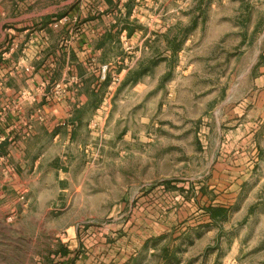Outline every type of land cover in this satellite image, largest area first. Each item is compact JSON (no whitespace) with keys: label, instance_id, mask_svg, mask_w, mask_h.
Returning <instances> with one entry per match:
<instances>
[{"label":"rangeland","instance_id":"rangeland-1","mask_svg":"<svg viewBox=\"0 0 264 264\" xmlns=\"http://www.w3.org/2000/svg\"><path fill=\"white\" fill-rule=\"evenodd\" d=\"M160 2L167 13L139 20L150 73L125 83L111 65L96 98L84 90L73 139L40 138L2 166L0 264H70L96 249L264 264V77L251 68L264 1Z\"/></svg>","mask_w":264,"mask_h":264},{"label":"crops","instance_id":"crops-1","mask_svg":"<svg viewBox=\"0 0 264 264\" xmlns=\"http://www.w3.org/2000/svg\"><path fill=\"white\" fill-rule=\"evenodd\" d=\"M255 1L262 4L264 0ZM168 6L160 0H1L0 173L8 160L30 153L31 143L40 138L53 145L73 139L80 116L88 108L83 92L91 96L99 92L96 70L109 64L117 66L119 76H127L146 54L152 60L150 40H146L150 30L141 25L140 15L145 21L153 8L167 13ZM171 12L178 15L183 9L175 7ZM263 63L264 30L251 66L260 78L264 77ZM89 77L95 79L93 86L87 84ZM56 85L65 92L60 101L49 102ZM36 147L38 151L46 146L40 142ZM96 251L70 264H145L141 249L118 253L110 260ZM233 254L221 264H237V252ZM154 257L160 259L154 264H195L194 258L169 263L160 252L147 254L148 260Z\"/></svg>","mask_w":264,"mask_h":264},{"label":"trees","instance_id":"trees-1","mask_svg":"<svg viewBox=\"0 0 264 264\" xmlns=\"http://www.w3.org/2000/svg\"><path fill=\"white\" fill-rule=\"evenodd\" d=\"M179 44H177L176 46H172L171 50L173 52H175L176 48H178ZM148 61V60H147ZM153 63L147 62L146 60H142L141 62L138 63V66L131 70L128 74H127V80L125 83L130 82V83H134L137 82L143 75L147 74L150 70H151V65ZM130 78V79H129ZM105 84H107V82H105ZM97 96L95 95L94 98H96ZM219 213H221V211H218ZM208 214L210 216L211 219H215L218 214L215 210H210L208 211ZM62 256H66V253L64 251H62Z\"/></svg>","mask_w":264,"mask_h":264},{"label":"built area","instance_id":"built-area-1","mask_svg":"<svg viewBox=\"0 0 264 264\" xmlns=\"http://www.w3.org/2000/svg\"><path fill=\"white\" fill-rule=\"evenodd\" d=\"M111 65L106 64V65H102L100 66L95 74H96V78H97V82L99 84H103L105 82H108L109 79L111 78ZM113 77V75H112ZM64 88H62L61 86L56 85L53 89V91L50 93V95L48 96L47 100L49 102H58L60 101L61 97L64 94Z\"/></svg>","mask_w":264,"mask_h":264}]
</instances>
